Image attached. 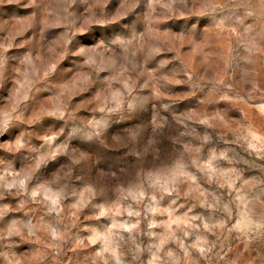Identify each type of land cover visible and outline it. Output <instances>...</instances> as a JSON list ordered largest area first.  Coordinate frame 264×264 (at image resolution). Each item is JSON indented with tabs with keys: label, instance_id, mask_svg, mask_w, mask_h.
I'll list each match as a JSON object with an SVG mask.
<instances>
[{
	"label": "clouds",
	"instance_id": "1",
	"mask_svg": "<svg viewBox=\"0 0 264 264\" xmlns=\"http://www.w3.org/2000/svg\"><path fill=\"white\" fill-rule=\"evenodd\" d=\"M0 264H264V0H0Z\"/></svg>",
	"mask_w": 264,
	"mask_h": 264
},
{
	"label": "rangeland",
	"instance_id": "2",
	"mask_svg": "<svg viewBox=\"0 0 264 264\" xmlns=\"http://www.w3.org/2000/svg\"><path fill=\"white\" fill-rule=\"evenodd\" d=\"M9 11H11V10H9ZM49 123H51L50 121H45V125L44 126H46L47 124H49ZM44 126H41V129L40 130H42V128L44 127ZM94 151L96 150V149H93Z\"/></svg>",
	"mask_w": 264,
	"mask_h": 264
}]
</instances>
